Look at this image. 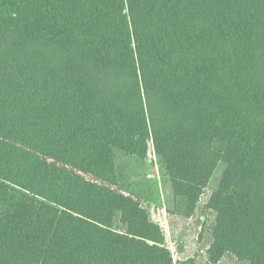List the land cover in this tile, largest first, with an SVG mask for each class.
Here are the masks:
<instances>
[{"label":"trees","instance_id":"1","mask_svg":"<svg viewBox=\"0 0 264 264\" xmlns=\"http://www.w3.org/2000/svg\"><path fill=\"white\" fill-rule=\"evenodd\" d=\"M150 144L207 264H264V0H0V264H174L115 152Z\"/></svg>","mask_w":264,"mask_h":264},{"label":"rangeland","instance_id":"2","mask_svg":"<svg viewBox=\"0 0 264 264\" xmlns=\"http://www.w3.org/2000/svg\"><path fill=\"white\" fill-rule=\"evenodd\" d=\"M115 160L124 188L146 199L150 217L164 229L174 264H207L206 249L215 218L206 204L219 186L225 164L216 167L195 212L186 217L177 207L169 176L160 166L152 144L148 158L143 162L119 151L115 152ZM218 264L245 263L232 255H225Z\"/></svg>","mask_w":264,"mask_h":264}]
</instances>
